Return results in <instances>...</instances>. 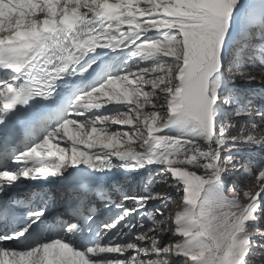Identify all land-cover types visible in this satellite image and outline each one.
Returning a JSON list of instances; mask_svg holds the SVG:
<instances>
[{"label":"snow or ice","instance_id":"obj_1","mask_svg":"<svg viewBox=\"0 0 264 264\" xmlns=\"http://www.w3.org/2000/svg\"><path fill=\"white\" fill-rule=\"evenodd\" d=\"M237 80L264 84V0H0V194L55 183L68 212L0 203V264H264V161L234 154L264 105ZM118 169L147 175L114 202Z\"/></svg>","mask_w":264,"mask_h":264},{"label":"rangeland","instance_id":"obj_2","mask_svg":"<svg viewBox=\"0 0 264 264\" xmlns=\"http://www.w3.org/2000/svg\"><path fill=\"white\" fill-rule=\"evenodd\" d=\"M258 66V65H257ZM256 81L248 82L245 80H237L236 83L233 85L234 88H236L238 91L243 92L247 94L252 99L253 104V112L250 117V119L257 123L261 124V119L259 116L255 114V109L260 107L261 103V95L259 91L257 92L256 88L252 85ZM261 84V83H260ZM264 85V84H263ZM263 102V101H262ZM108 107H112L111 105H108ZM249 117H243V118H234L235 122L237 123V127L239 126L240 119H248ZM264 124L261 126L263 127ZM113 129L119 128L118 125H113ZM234 154L242 156L245 160L249 162V165H255L261 161H264V148L261 147H255V146H249V145H243L238 150H234ZM143 170H141L138 173H135L133 176H130L125 183H121L118 186H122L124 190H139L140 188V182L142 178L146 177L147 173H143ZM225 195L231 197L232 193L227 190V186L230 184H235L240 187L245 186V184L248 181V178L244 174V170L240 169L239 171H230V173L225 174ZM42 188V187H40ZM156 191L163 192L166 189L162 186H157ZM169 191L170 195L176 198V204H170L168 208V212L175 213V211L178 210L179 206V198L177 197V194L174 190L167 189ZM47 194V192H46ZM161 207V202L159 200L152 201L150 204H148V210H153L155 208ZM146 225L149 223L147 220H145ZM264 227V215L261 216L259 222L257 223L258 228ZM169 235L164 236V242H169ZM257 240H261L260 236H257ZM264 242V241H263ZM258 252L264 253V249H257Z\"/></svg>","mask_w":264,"mask_h":264},{"label":"bare ground","instance_id":"obj_3","mask_svg":"<svg viewBox=\"0 0 264 264\" xmlns=\"http://www.w3.org/2000/svg\"><path fill=\"white\" fill-rule=\"evenodd\" d=\"M252 85L256 88L257 92L259 91V93L261 95V103H260V106L261 105H264V85L263 84H260L258 82H255ZM263 127H264V125H263ZM142 172L145 173L144 170ZM42 183H44V182H26L21 187H23V188L30 187V188L33 189V191H38V192H41V193L46 194L47 190H44L43 188H40ZM104 187L106 188V186H104ZM106 189H108V188H106ZM111 192L113 194L112 195L113 201L114 202H118L119 201V198H120V192H119V190L117 191L114 188V189L111 190ZM55 203H56V201H54V204L52 205V207L50 209L54 210L57 207L55 205ZM88 206L89 207H95L97 210L101 207L99 209V213L102 214L103 216L108 215V211L104 208V206L101 205V201L98 200V199H96L95 197H92V198L89 199ZM262 228H264V227L262 226ZM169 239L170 240L173 239L170 234H169ZM261 242H263V241H261Z\"/></svg>","mask_w":264,"mask_h":264}]
</instances>
